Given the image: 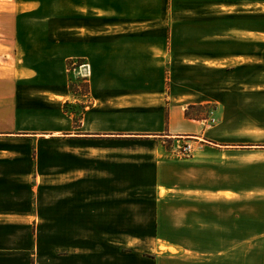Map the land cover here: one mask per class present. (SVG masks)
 <instances>
[{
	"label": "crops",
	"instance_id": "1",
	"mask_svg": "<svg viewBox=\"0 0 264 264\" xmlns=\"http://www.w3.org/2000/svg\"><path fill=\"white\" fill-rule=\"evenodd\" d=\"M9 3L0 264H264V0ZM150 139L192 150L125 162Z\"/></svg>",
	"mask_w": 264,
	"mask_h": 264
},
{
	"label": "rangeland",
	"instance_id": "2",
	"mask_svg": "<svg viewBox=\"0 0 264 264\" xmlns=\"http://www.w3.org/2000/svg\"><path fill=\"white\" fill-rule=\"evenodd\" d=\"M9 0H0V5H10ZM3 14V13H2ZM6 28H8L6 26ZM5 27H0V35L6 34ZM8 32V31H7ZM2 39V37L0 38ZM4 63H1L2 65ZM83 64L80 61L68 63L67 68L70 72V83L77 87L78 96L82 94L83 90L80 88L83 85L84 73L79 72V65ZM78 69V70H77ZM75 70V71H74ZM77 96V97H78ZM215 107L208 105L200 106H189L185 109V114L188 112L191 116L205 117L208 119L213 112ZM186 147H190L192 150V145L188 142H175L174 140H157L150 139V142L143 143H127L124 151V157L126 163H146L149 161L162 160L165 157H182L185 153ZM163 252V249H162Z\"/></svg>",
	"mask_w": 264,
	"mask_h": 264
},
{
	"label": "trees",
	"instance_id": "3",
	"mask_svg": "<svg viewBox=\"0 0 264 264\" xmlns=\"http://www.w3.org/2000/svg\"><path fill=\"white\" fill-rule=\"evenodd\" d=\"M80 88H82L83 92L79 96H87L89 90H88V83H87V80L86 79L83 81V85ZM77 90H78L77 87L70 83V92L72 93V95L78 96ZM185 115L189 119H199V118H202V117H199V116L193 117L188 112H186Z\"/></svg>",
	"mask_w": 264,
	"mask_h": 264
},
{
	"label": "built area",
	"instance_id": "4",
	"mask_svg": "<svg viewBox=\"0 0 264 264\" xmlns=\"http://www.w3.org/2000/svg\"><path fill=\"white\" fill-rule=\"evenodd\" d=\"M87 68H88V66L83 63V64L79 65V72H81L82 70L85 71V70H87ZM83 73H84L83 76L86 77V72H83ZM184 150H185V153L182 154V157H187L190 154V152H191V148L190 147H186V149H184Z\"/></svg>",
	"mask_w": 264,
	"mask_h": 264
}]
</instances>
